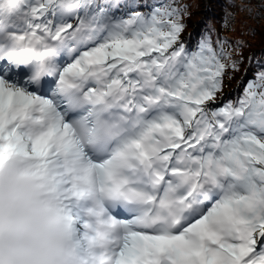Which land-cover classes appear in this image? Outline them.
I'll return each mask as SVG.
<instances>
[{
  "label": "snow or ice",
  "instance_id": "6c2138e0",
  "mask_svg": "<svg viewBox=\"0 0 264 264\" xmlns=\"http://www.w3.org/2000/svg\"><path fill=\"white\" fill-rule=\"evenodd\" d=\"M190 7L0 0V264H264V59Z\"/></svg>",
  "mask_w": 264,
  "mask_h": 264
},
{
  "label": "trees",
  "instance_id": "16d2710c",
  "mask_svg": "<svg viewBox=\"0 0 264 264\" xmlns=\"http://www.w3.org/2000/svg\"><path fill=\"white\" fill-rule=\"evenodd\" d=\"M191 5L189 11L192 13L187 17V27L184 35L187 36L189 32H201L205 25L214 29V35L218 33L221 37L227 36L231 40H242L245 46L239 50V53L244 57L240 63L239 71L231 73V78L225 77V85L223 91L228 94V98L235 99L237 92H242L241 77L247 80L258 69L253 63L251 67L248 64L249 55L254 54L255 59H264V26H259L262 19H264V9L259 7V0H256L257 10L262 13L261 16L252 18L243 12L237 11L227 3V0H205L204 4L197 0H183ZM239 2V0H237ZM203 6V9H198ZM232 12L235 19L225 26L224 18L225 12ZM251 27L255 29V33H250L247 29ZM234 56L236 53L234 52ZM248 69L247 76H245V69Z\"/></svg>",
  "mask_w": 264,
  "mask_h": 264
},
{
  "label": "rangeland",
  "instance_id": "374dc122",
  "mask_svg": "<svg viewBox=\"0 0 264 264\" xmlns=\"http://www.w3.org/2000/svg\"><path fill=\"white\" fill-rule=\"evenodd\" d=\"M197 2H201V5H203L205 0H197ZM203 8H204L203 6H200V8H198V9L200 10V9H203ZM259 26H264V19H262V21H261Z\"/></svg>",
  "mask_w": 264,
  "mask_h": 264
}]
</instances>
